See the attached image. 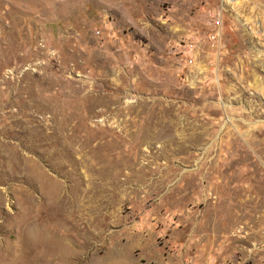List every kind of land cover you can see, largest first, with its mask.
<instances>
[{
	"label": "rangeland",
	"instance_id": "374dc122",
	"mask_svg": "<svg viewBox=\"0 0 264 264\" xmlns=\"http://www.w3.org/2000/svg\"><path fill=\"white\" fill-rule=\"evenodd\" d=\"M0 264H264V0H0Z\"/></svg>",
	"mask_w": 264,
	"mask_h": 264
}]
</instances>
